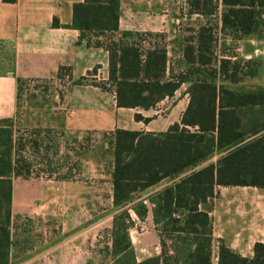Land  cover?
<instances>
[{
	"label": "trees",
	"instance_id": "1",
	"mask_svg": "<svg viewBox=\"0 0 264 264\" xmlns=\"http://www.w3.org/2000/svg\"><path fill=\"white\" fill-rule=\"evenodd\" d=\"M192 3L198 7L200 0ZM222 4L223 27L245 36L262 35L264 0ZM120 18L121 0H84L74 4L72 23L65 26L80 32V43L109 54V78L94 85L114 92L119 108L150 111L188 83L189 102L180 122L166 131L113 132L112 199L117 212L106 232L110 242L103 258L110 264H214L213 221L201 206L219 187L264 189V85L255 82L263 63L227 53L203 26L183 47L186 69L174 72L167 37L121 31ZM134 118L152 120L141 114ZM28 143L12 123L0 126V264L11 263L14 246L13 181L33 174L34 160L26 151L40 149L37 141ZM165 180L160 190L142 197ZM131 212L140 221L152 217L159 255L138 259L130 237L136 224ZM217 264H264V243H256L253 255L246 257L220 240Z\"/></svg>",
	"mask_w": 264,
	"mask_h": 264
},
{
	"label": "crops",
	"instance_id": "2",
	"mask_svg": "<svg viewBox=\"0 0 264 264\" xmlns=\"http://www.w3.org/2000/svg\"><path fill=\"white\" fill-rule=\"evenodd\" d=\"M83 1L17 0L11 4L0 0V126L15 122L20 115L24 81L55 77L69 79L64 104L57 111L35 109L34 118L28 115L25 120L34 129L82 131L92 128L114 132L127 129L126 122L132 124L128 130L156 132L154 124H163L159 104L150 111L119 108L114 92L94 85L107 82L109 78V54L102 49L88 48L79 42L78 30L65 27L72 23L74 4ZM193 1L121 0L120 30L165 35L170 57L174 38L188 36L185 44L189 37L198 35L201 27H207L217 37L219 48L235 52L245 62L263 63L255 82L264 85V27L261 36L236 33L223 27L222 0H206L207 8L203 7L204 0H200L198 7ZM55 20L60 24L58 27L53 26ZM186 24L187 27H183ZM61 68L65 69L62 73ZM54 99L57 101L59 95ZM26 109L33 111L30 105ZM135 114L152 120L136 121ZM175 122L180 121L170 120L164 131ZM43 180L39 174H32L13 181L15 237L10 264H91L89 236L84 234L90 220L89 191L58 188L52 178ZM220 188L230 189L241 199L229 201L231 194L219 197ZM227 204L232 205L231 210L222 212ZM239 204L237 214L240 215L235 216L233 209ZM202 208L213 221L214 246L215 243L219 246L220 240L229 243L230 230H233V239L227 245L242 256H252L254 245L264 243V189L219 187L215 197ZM59 210L63 211L64 218L61 231L55 234L50 222L58 220ZM244 246L250 249V256L241 253Z\"/></svg>",
	"mask_w": 264,
	"mask_h": 264
},
{
	"label": "rangeland",
	"instance_id": "3",
	"mask_svg": "<svg viewBox=\"0 0 264 264\" xmlns=\"http://www.w3.org/2000/svg\"><path fill=\"white\" fill-rule=\"evenodd\" d=\"M181 23L182 21L180 20V28ZM183 27H187V24ZM187 37L181 35L179 38L173 39L175 43L170 51V68L174 72L186 69L183 61V47L185 45L183 42ZM65 81L67 84L62 83L59 85L48 81L47 84H36L33 87H27L26 81H24L21 86L22 102H20V115L12 123L15 124L20 135L29 142L28 144L31 141H37L40 145L39 151L30 147L26 151V155L34 160V175L39 174L44 178L43 181H46L47 178H52V181L58 188L89 191L88 200L90 207L88 214L90 215V220L87 224L89 226L88 231L84 234L89 236L88 251L92 257L91 262L93 264H110L103 258V253H105V245L110 242L108 235H106V232L109 230L107 227L112 226L113 216L117 212L112 207L113 148L111 141L113 131L92 128L82 131L76 129L73 131H62L60 129L39 130L28 126L25 121L28 115L34 118L35 109L44 108L57 111L64 104L63 100L67 95V88L70 84L69 79ZM188 86V83L185 84L174 98L166 99L159 104L158 110L161 111L159 114L161 117L159 118L160 121H163V124H154L156 132L164 131L167 122L170 120L180 121L189 102V95L186 93ZM57 94L59 95V99L56 101L54 98ZM175 103L177 104L176 109L170 112L175 107ZM27 105H30L33 111H27ZM155 119H157V116H155ZM124 126L130 129L132 124L124 122ZM213 160L215 161L216 158ZM63 177L68 178L62 179ZM166 184V180L161 182L159 185L143 193L142 197L146 198ZM222 194L225 197L231 194L232 196L229 197V201L241 199L237 193L234 194L230 189L220 188L218 196L221 197ZM230 205L227 204L226 208L222 207L221 211H230L232 206ZM240 206L241 204L234 207L235 216L240 215L237 214ZM59 207L63 210L62 205ZM58 214L61 215L57 218L58 220L50 222L55 234L61 231V222L64 218L63 211L60 212L59 210ZM131 215L136 224L130 230V237L135 246L138 259L142 260L159 255L161 253L160 239L152 217L149 215L145 221H140L133 212H131ZM233 218L235 219L236 217L233 216ZM228 233V242L231 243L233 230H230ZM250 252V249L245 246L241 249V253L245 255L250 256ZM217 254L218 244L215 243L214 264H217Z\"/></svg>",
	"mask_w": 264,
	"mask_h": 264
},
{
	"label": "built area",
	"instance_id": "4",
	"mask_svg": "<svg viewBox=\"0 0 264 264\" xmlns=\"http://www.w3.org/2000/svg\"><path fill=\"white\" fill-rule=\"evenodd\" d=\"M65 80H68V77H64L63 79L55 77V78H48V79L27 80L25 84H26L27 87H33L36 84L37 85H39V84H47L48 81H52V82H54L56 84L61 85L62 83H66Z\"/></svg>",
	"mask_w": 264,
	"mask_h": 264
}]
</instances>
